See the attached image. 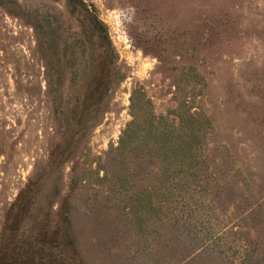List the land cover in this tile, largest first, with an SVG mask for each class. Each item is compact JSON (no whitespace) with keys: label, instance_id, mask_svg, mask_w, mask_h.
Returning <instances> with one entry per match:
<instances>
[{"label":"rangeland","instance_id":"1","mask_svg":"<svg viewBox=\"0 0 264 264\" xmlns=\"http://www.w3.org/2000/svg\"><path fill=\"white\" fill-rule=\"evenodd\" d=\"M0 264H264V0H0Z\"/></svg>","mask_w":264,"mask_h":264},{"label":"trees","instance_id":"2","mask_svg":"<svg viewBox=\"0 0 264 264\" xmlns=\"http://www.w3.org/2000/svg\"><path fill=\"white\" fill-rule=\"evenodd\" d=\"M134 116V115H133ZM133 121L126 125L125 129L122 132V135L119 139V148L126 145L127 141H131V136L138 126H143L144 124L138 123L136 117ZM159 125L153 124L155 117H150L146 121L145 125L141 128L143 136L141 138V145L145 148H148L150 152L156 156V158L165 163L167 179L171 183V189H175V182L177 181L178 174L186 173L185 179L189 177H195L196 172L193 169L195 163H189V161H183L184 158L189 157L193 160H196L195 157L198 154V147L195 145L197 140L200 138L198 131L201 128V125L198 127L197 124L193 126V121H190L189 131L178 130V126H175L173 123L167 122L164 116L156 117ZM183 133L186 138L181 136ZM151 157L150 155H147ZM177 161V162H176ZM182 162L189 163L187 169L182 166ZM178 163L176 166L173 164ZM181 168H180V167Z\"/></svg>","mask_w":264,"mask_h":264}]
</instances>
